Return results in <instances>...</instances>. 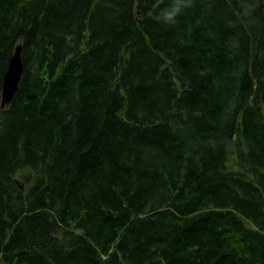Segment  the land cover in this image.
Instances as JSON below:
<instances>
[{
    "label": "trees",
    "instance_id": "1",
    "mask_svg": "<svg viewBox=\"0 0 264 264\" xmlns=\"http://www.w3.org/2000/svg\"><path fill=\"white\" fill-rule=\"evenodd\" d=\"M0 264H264V0H0Z\"/></svg>",
    "mask_w": 264,
    "mask_h": 264
},
{
    "label": "water",
    "instance_id": "2",
    "mask_svg": "<svg viewBox=\"0 0 264 264\" xmlns=\"http://www.w3.org/2000/svg\"><path fill=\"white\" fill-rule=\"evenodd\" d=\"M24 72V65L22 60V47L19 45L12 55L7 71L3 78L1 105L5 107L14 98Z\"/></svg>",
    "mask_w": 264,
    "mask_h": 264
},
{
    "label": "rangeland",
    "instance_id": "3",
    "mask_svg": "<svg viewBox=\"0 0 264 264\" xmlns=\"http://www.w3.org/2000/svg\"><path fill=\"white\" fill-rule=\"evenodd\" d=\"M1 102H2V99H1Z\"/></svg>",
    "mask_w": 264,
    "mask_h": 264
}]
</instances>
